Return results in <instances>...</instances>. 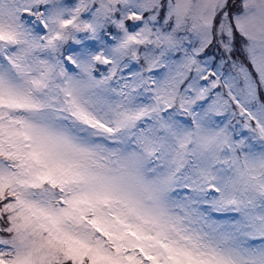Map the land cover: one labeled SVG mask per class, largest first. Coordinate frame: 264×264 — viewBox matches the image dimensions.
Wrapping results in <instances>:
<instances>
[{
  "label": "snow or ice",
  "instance_id": "1",
  "mask_svg": "<svg viewBox=\"0 0 264 264\" xmlns=\"http://www.w3.org/2000/svg\"><path fill=\"white\" fill-rule=\"evenodd\" d=\"M0 264H264V0H0Z\"/></svg>",
  "mask_w": 264,
  "mask_h": 264
}]
</instances>
